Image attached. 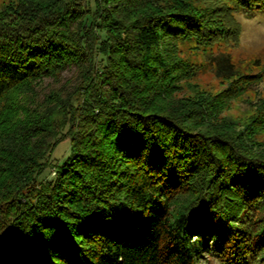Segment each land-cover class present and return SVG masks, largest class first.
<instances>
[{
  "label": "trees",
  "instance_id": "trees-1",
  "mask_svg": "<svg viewBox=\"0 0 264 264\" xmlns=\"http://www.w3.org/2000/svg\"><path fill=\"white\" fill-rule=\"evenodd\" d=\"M254 8L264 0L0 7V264H264V98L243 122L225 114L255 75L220 54L222 90L176 96L201 65L179 43L235 45L234 11ZM70 66L73 87L20 105Z\"/></svg>",
  "mask_w": 264,
  "mask_h": 264
},
{
  "label": "rangeland",
  "instance_id": "rangeland-1",
  "mask_svg": "<svg viewBox=\"0 0 264 264\" xmlns=\"http://www.w3.org/2000/svg\"><path fill=\"white\" fill-rule=\"evenodd\" d=\"M7 0H0V7ZM88 6L94 5V0H86ZM234 17L240 25V37L237 44L201 45L194 40H185L179 43L182 55L188 62L198 63V74L182 82V88L178 97L190 96L200 89L213 93L222 90L227 84V79L216 76L212 70V57L220 54H228L234 61L239 73L253 74L251 83L241 95L232 101L230 109L225 113L228 117L245 121L257 105L259 99L264 98V8L251 10L237 9ZM78 69L76 66L65 68L57 78L45 77L40 84L35 85V94H23L20 96V105L24 109L39 105L49 97L56 89H70L76 84ZM58 79V80H57ZM37 85V86H36ZM24 114L21 110L19 117ZM264 142V131L258 137ZM70 139L65 137L51 152L48 157V165L39 176V180L50 179L54 174V165L60 162L69 153ZM199 264H221L212 257L204 258Z\"/></svg>",
  "mask_w": 264,
  "mask_h": 264
}]
</instances>
